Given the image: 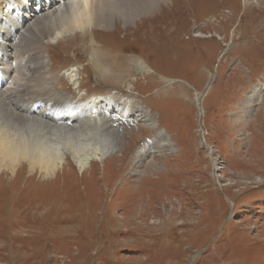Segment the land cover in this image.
Returning a JSON list of instances; mask_svg holds the SVG:
<instances>
[{
	"label": "rangeland",
	"instance_id": "obj_1",
	"mask_svg": "<svg viewBox=\"0 0 264 264\" xmlns=\"http://www.w3.org/2000/svg\"><path fill=\"white\" fill-rule=\"evenodd\" d=\"M119 1L132 20L54 29L43 53L61 102L112 95L153 121L111 114L116 147L63 143L55 171L5 159L0 264H264V0Z\"/></svg>",
	"mask_w": 264,
	"mask_h": 264
},
{
	"label": "bare ground",
	"instance_id": "obj_2",
	"mask_svg": "<svg viewBox=\"0 0 264 264\" xmlns=\"http://www.w3.org/2000/svg\"><path fill=\"white\" fill-rule=\"evenodd\" d=\"M118 5L122 6L119 0H0V165L5 159L11 162L23 155L32 157L35 164V158L47 160L46 167L55 171L64 162L61 144L80 157V150L94 143L93 135L98 130L105 133L95 152L104 157L117 145L115 137L110 136L114 132L107 130L108 125L113 127L108 118L111 114L118 113L121 119L153 121L134 101H118L112 95L88 103L61 102L43 53L41 36L54 29L58 39L88 25L109 26L116 16L132 20L135 9L125 3L121 8ZM137 65L140 70L146 69L141 63ZM68 73L72 79L79 75L76 67ZM60 107L66 109L63 115L57 112ZM59 120L77 123L78 128L63 125L59 130L54 124ZM11 150L15 154L9 153ZM48 157L53 159L49 161ZM84 157L78 164L82 171L89 162V156Z\"/></svg>",
	"mask_w": 264,
	"mask_h": 264
},
{
	"label": "trees",
	"instance_id": "obj_3",
	"mask_svg": "<svg viewBox=\"0 0 264 264\" xmlns=\"http://www.w3.org/2000/svg\"><path fill=\"white\" fill-rule=\"evenodd\" d=\"M191 41V40H190ZM46 194H48V192H45Z\"/></svg>",
	"mask_w": 264,
	"mask_h": 264
}]
</instances>
